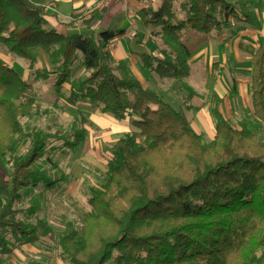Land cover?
<instances>
[{"label":"trees","instance_id":"1","mask_svg":"<svg viewBox=\"0 0 264 264\" xmlns=\"http://www.w3.org/2000/svg\"><path fill=\"white\" fill-rule=\"evenodd\" d=\"M171 2L146 10V24L159 28L166 50L164 59H141L162 79L189 73L184 31L207 35L231 21L252 23L254 0H185L179 6L184 17H177ZM47 3L0 0V48L24 60L35 78L51 79L56 93L79 66L86 76L70 87L63 106L85 103L117 120L127 115L131 125L111 143L103 183L90 187L91 209L81 227L55 236L60 258L69 264H264V48L251 61L257 132L248 119L231 124L215 100V135L208 141L190 124L188 113L202 107L193 104L194 93L186 94L180 109L115 59L110 45L123 31L61 33L44 18ZM99 14L95 10L88 24ZM40 53L49 68L35 69ZM216 78L214 65L205 81L209 93ZM48 111L34 85L0 57V264L16 248L37 243L48 228L43 218L18 217L17 207L40 185L51 190L68 178L61 172L50 177L41 168L48 144L60 141L61 150L75 151L89 137L82 112L75 130L26 128L22 122ZM22 144H28L25 154L17 151ZM30 201L28 215L37 209Z\"/></svg>","mask_w":264,"mask_h":264},{"label":"crops","instance_id":"2","mask_svg":"<svg viewBox=\"0 0 264 264\" xmlns=\"http://www.w3.org/2000/svg\"><path fill=\"white\" fill-rule=\"evenodd\" d=\"M150 1L48 0L47 4L50 6L46 7L44 18L50 28L64 34L89 33L91 30L106 29L123 31L110 45V50L115 59L124 61L129 72L145 88L155 90L173 105L175 104L169 99L170 97L166 96L168 88L182 90L179 89L180 80L193 77L197 71L202 70H206L207 76L215 65L217 67V78L214 90L210 93L212 95L211 101L203 97L204 99L199 102L202 103V107L189 112L200 126L191 127L197 133L206 136V140L209 138L208 141L213 139L215 135L211 112L215 100L217 101L218 111L228 120L230 108L227 105L234 100L235 106H237L239 98L246 97L248 93L249 110L251 116H253L249 89L251 61L256 50L260 46L264 48V0H254L252 23L250 24L242 21H231L230 27L207 35L194 31L198 35H203L202 38H197L193 33L188 32V37H195L197 43H192V41L188 43L191 46H187L189 55L186 63L189 73L180 80L157 77L156 74L144 66L141 59L142 54H152L159 59L165 57L164 51L166 48L162 45L160 35L150 33L149 26L146 24V10ZM182 1L185 0H178V4L176 3L177 0H173V3L180 6ZM158 7L157 5L156 9ZM95 10L100 14L91 24H88V20ZM181 14V17H184V13ZM7 65L12 67L9 64ZM165 80L168 81L164 82ZM183 91L185 90L183 89ZM199 103L193 101V104ZM87 107L89 106L86 104ZM179 108L182 109V107ZM88 113V115H85L93 129L90 131L88 139L84 141L83 157L85 159L87 155L89 160L86 161L97 164L101 157L96 153L101 154L100 151H102L104 144H111L122 135L130 132L131 125L127 115L124 119L117 120L108 114L100 113L98 110L91 108ZM241 118L242 120L247 119V116L243 113ZM93 140L97 142L93 144ZM92 147L97 150H92ZM106 157L107 155H105ZM104 163H107V159Z\"/></svg>","mask_w":264,"mask_h":264},{"label":"rangeland","instance_id":"3","mask_svg":"<svg viewBox=\"0 0 264 264\" xmlns=\"http://www.w3.org/2000/svg\"><path fill=\"white\" fill-rule=\"evenodd\" d=\"M171 4L173 0H171ZM162 0H151L147 9L156 10V6H160ZM178 4V0L176 2ZM181 3V2H180ZM173 10L177 17H181V11L178 5L172 4ZM150 33H157L159 28L148 27ZM188 32L193 33L197 38H202L203 35H198L192 30L184 31V40L187 46L188 43H197L195 37H188ZM191 47V46H190ZM0 57L12 68L16 69L19 74L31 82L34 85V90L37 99L42 104V109L47 107L48 112H42L36 115L32 119L23 118L22 122L26 128L41 127L44 129L54 130L57 128H67L70 130L78 129L81 121V112L83 114H89L90 108H86L85 103H77L76 105L63 106L65 96L69 92L70 87L76 84L81 79H84L86 73L82 68L76 66L74 68V74L71 81L64 85L60 92L56 93L52 80L44 81L42 79L35 78V72L31 70L27 63L19 57L9 54L4 48H0ZM48 67V61L43 53H40L35 66V69H42ZM206 76V70L197 71L193 77L184 78L180 80L179 89L172 90L168 88V95L166 96L172 100V102L179 107H183V102L187 92L195 94L193 101L196 103L201 102L203 97H206L208 101H211V94L204 89V80ZM168 80H165L166 82ZM164 89V87H162ZM183 89L185 91H183ZM169 101V100H168ZM171 103V102H170ZM232 100L228 108H230V114L228 120L235 126L240 125L242 120L241 116L244 113L248 119V127L257 132L260 126V121L251 116L249 110L248 93L246 97L239 98V103ZM192 127H200L192 114L188 115ZM87 127L91 131L92 125L87 124ZM90 136V135H89ZM206 139V136H204ZM209 138H207L208 140ZM94 141V140H93ZM95 140L93 142L96 143ZM61 142L49 143L44 160L39 163L41 168L50 177L62 174H67L68 178L65 181H61L57 187L51 190H46L42 185L36 188L33 193L27 197L23 203L17 205L19 210L18 217H28L30 221H35L37 218H43L48 223V228L41 235L40 240L35 244L21 246L16 248L10 255L4 256V264H28L32 261H40L42 264H69L62 260L59 255V247L56 243L55 236L67 231L78 230L82 225V216L88 212L91 207L88 203L90 195V187L99 186L103 183L102 173L105 171V160L109 158L111 154V144L106 143L103 146L100 156V161L97 164H93L92 161L88 162V156L84 159L83 149L84 143L79 146L75 151H69L66 149L61 150ZM52 145V146H50ZM28 144H22L18 147V153L25 154ZM92 150L96 151L95 147ZM107 152V153H105ZM105 155L107 157L105 158ZM53 164L56 167H53ZM34 198L37 201V209L35 213L31 215L27 214V208L30 207V198ZM50 230V231H49Z\"/></svg>","mask_w":264,"mask_h":264},{"label":"built area","instance_id":"4","mask_svg":"<svg viewBox=\"0 0 264 264\" xmlns=\"http://www.w3.org/2000/svg\"><path fill=\"white\" fill-rule=\"evenodd\" d=\"M48 6H50V5H48Z\"/></svg>","mask_w":264,"mask_h":264}]
</instances>
